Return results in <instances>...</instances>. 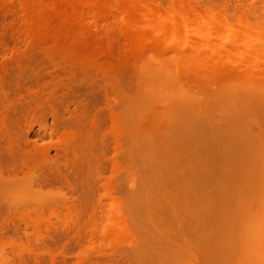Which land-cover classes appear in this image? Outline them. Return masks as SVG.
I'll return each instance as SVG.
<instances>
[{
    "label": "rangeland",
    "instance_id": "rangeland-1",
    "mask_svg": "<svg viewBox=\"0 0 264 264\" xmlns=\"http://www.w3.org/2000/svg\"><path fill=\"white\" fill-rule=\"evenodd\" d=\"M0 233V264H264V0H0Z\"/></svg>",
    "mask_w": 264,
    "mask_h": 264
},
{
    "label": "bare ground",
    "instance_id": "bare-ground-1",
    "mask_svg": "<svg viewBox=\"0 0 264 264\" xmlns=\"http://www.w3.org/2000/svg\"><path fill=\"white\" fill-rule=\"evenodd\" d=\"M148 11H149V12H154V11H155V7H154L153 5H149V7H148ZM208 26H209V28L211 27L210 22H209V25H208ZM38 182H39V181H38ZM33 183H34V182L32 181V182H31V187L33 186V185H32ZM26 187H27V186H26ZM38 187H39V186H38ZM29 189H31V188H29ZM33 189H34V188H32L31 190H33ZM38 189H39V188H38ZM38 189H37V190H38ZM36 192H37V191H36ZM38 192H39V193H38ZM38 192H37V195H41V194H40V191H38ZM41 192H42V191H41ZM3 231H4V230H3ZM1 232H2V231H1ZM0 234H1V233H0ZM1 235L3 236L4 234H1ZM0 237H1V236H0Z\"/></svg>",
    "mask_w": 264,
    "mask_h": 264
}]
</instances>
